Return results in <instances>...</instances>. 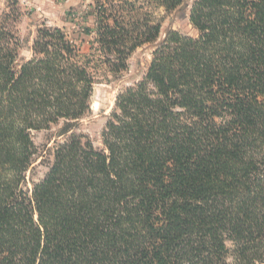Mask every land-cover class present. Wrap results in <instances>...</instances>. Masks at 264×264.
Masks as SVG:
<instances>
[{"label":"trees","instance_id":"16d2710c","mask_svg":"<svg viewBox=\"0 0 264 264\" xmlns=\"http://www.w3.org/2000/svg\"><path fill=\"white\" fill-rule=\"evenodd\" d=\"M91 7L89 53L44 26L17 69L0 28V264H264V0H194L198 35L161 41L135 1ZM144 45L151 63L117 95L104 149L70 133L28 189L32 131L84 118L96 64L122 72Z\"/></svg>","mask_w":264,"mask_h":264},{"label":"rangeland","instance_id":"374dc122","mask_svg":"<svg viewBox=\"0 0 264 264\" xmlns=\"http://www.w3.org/2000/svg\"><path fill=\"white\" fill-rule=\"evenodd\" d=\"M130 1H135L142 12L148 13L152 20L161 24L158 41L164 38L166 30L170 28L184 35H198L189 19L194 0H185V9L176 12H168L164 7L145 0ZM91 3L92 0H0V28L9 27L18 42L15 67L18 69L32 58L37 30L44 26L65 28L82 52L89 53L92 38L84 33L83 28L90 27L94 22ZM153 50V45L137 49L128 60V68L119 73L110 71L103 64H96L97 67L93 69L96 83L91 111L78 122L61 120L47 129L32 131L38 151L27 172L28 189L46 176L53 163L56 146L65 141L70 133L84 134L96 148L104 149L102 131L115 107L117 95L143 78L151 63Z\"/></svg>","mask_w":264,"mask_h":264}]
</instances>
